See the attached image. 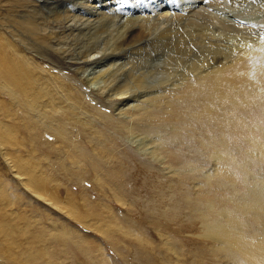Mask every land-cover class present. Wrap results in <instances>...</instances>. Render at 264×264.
<instances>
[{
	"label": "bare ground",
	"instance_id": "1",
	"mask_svg": "<svg viewBox=\"0 0 264 264\" xmlns=\"http://www.w3.org/2000/svg\"><path fill=\"white\" fill-rule=\"evenodd\" d=\"M81 1L66 6L62 5L64 0H0V10L3 3H9V15H19L13 19L0 17V110L9 103L7 108L15 113L11 128L0 121V148L6 158L14 163L21 148L26 147L17 135V109H23L28 120L40 121L56 138L65 139L62 132L68 123L60 117L77 105L102 99L117 111L114 117L123 121L120 124L137 152L150 155L164 167V141L170 143L187 132L213 167L204 172L199 164L209 162L202 159L184 163L179 180L186 175L197 179L195 189L202 179L209 182L225 178L232 184L231 196L222 198L223 205H191L192 210L198 208L191 227L196 240L206 244L215 263L264 264V0H134L128 8H117L110 0ZM19 3L27 5L19 9ZM215 8L231 17L222 18ZM44 59L51 60L52 66L56 63L62 72L46 68ZM173 94L178 98L172 100ZM155 116L158 127H167L165 132L157 131L153 136V130L134 124L135 117L153 122ZM70 122L84 128L79 122ZM6 130H10L8 134ZM92 134L102 138L96 131ZM55 143L59 148L64 144ZM67 156L72 167V157ZM31 162L27 160L18 174L28 177V187L34 194L63 212L67 209L79 223L97 226L108 239L125 232L141 246V238L115 223V217L110 221L111 217L89 215L78 207L73 211V205L61 199L60 190L49 188L46 172ZM240 163L244 168L235 181ZM118 202L124 206L121 199ZM89 218L88 225L85 219ZM14 229L0 212L3 256H17ZM42 238L37 241L46 245ZM58 239L53 237L55 242ZM35 241L29 239L31 251L24 253L21 264H50L51 253L45 251L48 245L37 249Z\"/></svg>",
	"mask_w": 264,
	"mask_h": 264
},
{
	"label": "rangeland",
	"instance_id": "2",
	"mask_svg": "<svg viewBox=\"0 0 264 264\" xmlns=\"http://www.w3.org/2000/svg\"><path fill=\"white\" fill-rule=\"evenodd\" d=\"M93 1L98 3L107 0ZM111 1H114L117 8L119 6L120 8H128L134 3V0H110L109 2ZM74 2L75 0H64L62 5L66 4L67 6ZM75 3H82V1L76 0ZM2 5L4 7L0 10V17L13 19L14 15H18L17 13L12 16L9 15L12 13L11 4L3 3ZM26 5L24 3L18 4L19 9ZM218 9L215 8L214 12L218 11L217 13H220L222 18H224L223 16L231 17V14L225 13V10L223 12L222 9ZM2 46L6 47L4 43ZM44 61L46 68L60 73L61 70L56 68V63H53L52 66L51 60L44 59ZM176 95L171 96L172 100ZM96 101L95 104L92 100V103L90 101L91 104L77 105L75 109L69 110L60 117L68 123L67 130L62 132H65V139L62 137L58 139L53 136L51 131L40 121L28 120L23 109L16 110L17 112L20 111L19 115L16 116L18 121H16L17 135L19 139H24L27 148H21L24 151H19L17 159L13 160L14 163L9 157L6 158L4 151L0 148V212L3 214L4 221L10 223L13 229L19 226L18 230L17 228L13 230V239L18 237L16 239H18L17 245L19 246L15 247V254L17 255L15 258L9 257L7 254L5 256L0 254V264H21L24 253L27 254L31 251L28 245L29 239L32 237L34 241L36 240L37 249L40 246L46 247L48 245L49 248L46 247V250L45 248L43 250L47 251L48 254L51 253L49 254L50 264H220L211 261V255L207 251L206 244L196 240L194 236L196 232L191 227L194 226V211L196 209L211 203L219 207L223 205L222 198L231 196V181L225 180V178H221L220 181L215 179L209 182L202 179L198 183L199 188L197 189H195L197 179H192L189 175L180 181L178 172L184 163H194L198 159H202V161H207L210 164H199L200 168L204 167V172L212 170L211 162L198 146L196 140L189 137L187 132H182L170 143L164 141V144L167 145L161 154L166 163V167H164L150 155L144 156L137 152L127 138L123 123L120 124L123 121L114 117L117 116V111L111 104L102 99ZM8 104L4 107L1 106L0 121L5 126H9V124L12 126V117H14L12 114L15 113L7 108L9 107ZM9 113L10 115H8ZM4 116L9 117L4 118ZM10 119L11 121H9ZM70 119L79 122L80 126H84L86 130L98 132L102 138L93 136L92 132L87 133L86 130H83L84 128L76 127L70 122ZM134 124L138 128L153 130L151 131L153 136L157 131L165 132L167 130L164 125L158 127L156 116L153 122H147L142 117H135ZM10 126L9 128H11ZM55 126L58 127L56 124ZM9 131L6 130L7 134ZM166 136L168 137V134ZM237 137L241 138L242 136L237 134ZM55 142L60 144L63 142L64 144L61 146L62 148H59L60 146L56 147ZM30 154L33 158H30ZM241 154L245 155L243 150ZM67 155L72 157V167L71 161L67 160L69 158ZM29 159L32 161L31 165L37 168L41 167L46 172V177H49V188L54 192L60 190L61 199L68 200L73 205V211H75V207H78L81 212L85 211L89 215L99 213L104 218L109 219L111 217L110 221H114L113 218L115 217L117 220L115 223L134 236L141 238V246L138 245V241L133 236H126L125 232L123 235L122 233L114 234L108 239L102 235L99 229L97 230V226L88 227L82 222L79 223L74 217L67 214V209H65L66 212H63L50 201L47 200L48 202H46V199L34 194L28 187V177L18 174L19 170L28 164L27 160ZM18 161L21 163H17ZM13 164L16 165V168ZM167 167L172 171L170 175L169 170H166ZM243 168V164L240 163L237 167L235 181ZM254 168L257 170L256 165ZM95 172L99 173L97 176L99 179L92 176V173ZM4 198L5 200H3ZM120 199L124 202V206L118 202ZM191 205L193 208L197 206L198 208L192 210L190 209ZM19 217H22V222ZM26 220L29 221L25 223ZM85 221L89 225L90 218L85 219ZM28 223L29 225L26 226ZM27 227L29 230L26 229ZM23 232L24 234H22ZM26 233L30 235L28 236ZM39 234L42 235L39 236ZM54 236H58L60 239L55 242ZM40 237H43L41 241H45L46 245L37 241ZM50 239L52 242L48 243L47 240ZM23 241L27 244H24ZM144 241H149V243ZM54 251L56 252L54 253ZM58 251H62L59 256ZM48 256L45 255V258ZM23 259L25 260V257Z\"/></svg>",
	"mask_w": 264,
	"mask_h": 264
}]
</instances>
